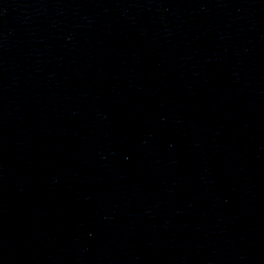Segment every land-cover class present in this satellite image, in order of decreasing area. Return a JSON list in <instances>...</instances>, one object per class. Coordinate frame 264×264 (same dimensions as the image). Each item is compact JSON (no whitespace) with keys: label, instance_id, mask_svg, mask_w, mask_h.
<instances>
[{"label":"water","instance_id":"1","mask_svg":"<svg viewBox=\"0 0 264 264\" xmlns=\"http://www.w3.org/2000/svg\"><path fill=\"white\" fill-rule=\"evenodd\" d=\"M0 264H264V0H0Z\"/></svg>","mask_w":264,"mask_h":264}]
</instances>
